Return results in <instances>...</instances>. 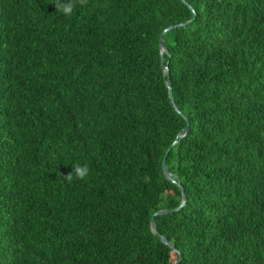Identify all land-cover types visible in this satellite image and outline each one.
<instances>
[{
	"label": "trees",
	"instance_id": "obj_1",
	"mask_svg": "<svg viewBox=\"0 0 264 264\" xmlns=\"http://www.w3.org/2000/svg\"><path fill=\"white\" fill-rule=\"evenodd\" d=\"M185 1L0 0V264H264V0Z\"/></svg>",
	"mask_w": 264,
	"mask_h": 264
},
{
	"label": "water",
	"instance_id": "obj_2",
	"mask_svg": "<svg viewBox=\"0 0 264 264\" xmlns=\"http://www.w3.org/2000/svg\"><path fill=\"white\" fill-rule=\"evenodd\" d=\"M182 1H183L185 4H187L190 8H192L191 5H190L189 3H187V1H185V0H182ZM185 24H186V22H179V23H176V24H171V25L167 26V27L163 30V32L161 33L160 41H159V42H160L161 63H162V66H163V68H164V71H167V66L163 63V58H162V52L165 50V46H164V43H163V34H164L165 31H167V30H169V29H172V28H175V27H179V26H183V25H185ZM167 86H168V95H169V99H170V101H171L173 107L175 108V110H176L177 112H179L180 114H182V112L179 110V108L177 107V105H176V103H175V101H174V98H173V95H172V90H171V86H170L169 81L167 82ZM187 130H188V124H187V126H186L184 129H182V130L180 131L179 136H183V135H185L186 132H187ZM175 142H176V141H174L172 144H174ZM165 161H166V158L164 157V158H163V161H162V170H163V172H164L166 178L169 179V180H171L172 182H176L175 178H174V177L171 175V173L168 171L167 166H166V162H165ZM176 183H177V182H176ZM177 185H178V187L180 188V190H181V192H182V198H181V201H180V203H179L176 207H173V208H166V207H163V208H160V209L154 211V213L152 214L151 219H150V225H151V228H152L154 231H156V224H155V218H154L156 215H158V214H163V213H170V212H172V211H174V210H178L179 208H181V207L186 203V195H185L184 189H183V187L181 186V184L177 183ZM160 238H161V240H162L164 243H166V244L172 246L173 249L177 251V249H176L173 245H171V243H170L165 237H163L162 235H160ZM180 258H181V256H179V257H178L175 261H173L171 264H177V263L179 262Z\"/></svg>",
	"mask_w": 264,
	"mask_h": 264
},
{
	"label": "clouds",
	"instance_id": "obj_3",
	"mask_svg": "<svg viewBox=\"0 0 264 264\" xmlns=\"http://www.w3.org/2000/svg\"><path fill=\"white\" fill-rule=\"evenodd\" d=\"M81 2H83V0H81ZM55 7L60 13L68 17L73 14L75 3L73 0H67V2H64V0H55ZM72 171L74 173V177L78 180H84L89 175V168L86 164H76L73 166ZM71 178L72 176L69 175V179Z\"/></svg>",
	"mask_w": 264,
	"mask_h": 264
}]
</instances>
